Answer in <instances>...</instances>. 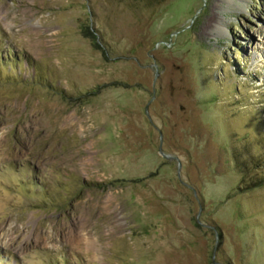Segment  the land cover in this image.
I'll return each mask as SVG.
<instances>
[{
    "label": "rangeland",
    "instance_id": "rangeland-1",
    "mask_svg": "<svg viewBox=\"0 0 264 264\" xmlns=\"http://www.w3.org/2000/svg\"><path fill=\"white\" fill-rule=\"evenodd\" d=\"M0 58V264H264V0H0Z\"/></svg>",
    "mask_w": 264,
    "mask_h": 264
},
{
    "label": "trees",
    "instance_id": "trees-1",
    "mask_svg": "<svg viewBox=\"0 0 264 264\" xmlns=\"http://www.w3.org/2000/svg\"><path fill=\"white\" fill-rule=\"evenodd\" d=\"M12 55H13V56H12V58H13V57H14V54H12ZM9 56L11 57V55H10V53H9V50H7V52L5 53V60H6V61L9 60V58H10ZM0 59H1V58H0ZM2 59H4L3 56H2ZM263 167H264V164H263ZM258 180L260 181V178H259ZM259 183L261 184L262 181L258 182L256 185H260ZM252 185H254V184H252ZM256 185H255V186H256Z\"/></svg>",
    "mask_w": 264,
    "mask_h": 264
},
{
    "label": "water",
    "instance_id": "water-1",
    "mask_svg": "<svg viewBox=\"0 0 264 264\" xmlns=\"http://www.w3.org/2000/svg\"><path fill=\"white\" fill-rule=\"evenodd\" d=\"M178 164H179V162H178ZM178 166L180 167V165H178ZM179 167H178V168H179Z\"/></svg>",
    "mask_w": 264,
    "mask_h": 264
}]
</instances>
